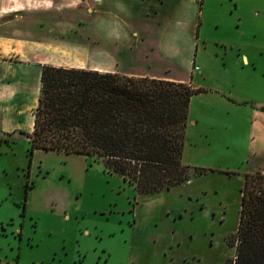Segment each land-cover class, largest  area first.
Masks as SVG:
<instances>
[{
  "label": "rangeland",
  "instance_id": "1",
  "mask_svg": "<svg viewBox=\"0 0 264 264\" xmlns=\"http://www.w3.org/2000/svg\"><path fill=\"white\" fill-rule=\"evenodd\" d=\"M180 1L181 24L195 14L200 21L194 53L204 88L190 103L184 161L221 172L195 177L183 192L145 195L94 155L74 153L66 163L52 150H32L28 138L0 136L1 262L226 264L234 257L227 241L239 225L245 173L264 166V111L255 109L264 105V0ZM163 54L173 72L186 51Z\"/></svg>",
  "mask_w": 264,
  "mask_h": 264
},
{
  "label": "trees",
  "instance_id": "2",
  "mask_svg": "<svg viewBox=\"0 0 264 264\" xmlns=\"http://www.w3.org/2000/svg\"><path fill=\"white\" fill-rule=\"evenodd\" d=\"M203 90L170 78L45 64L31 149L94 155L137 193H162L216 169L184 161L190 103ZM227 242L235 255L226 264H264V170L245 173L239 225Z\"/></svg>",
  "mask_w": 264,
  "mask_h": 264
},
{
  "label": "crops",
  "instance_id": "3",
  "mask_svg": "<svg viewBox=\"0 0 264 264\" xmlns=\"http://www.w3.org/2000/svg\"><path fill=\"white\" fill-rule=\"evenodd\" d=\"M186 10L180 0H0L1 139L20 136L30 141L45 64L118 70L202 87L198 81L202 66L194 53L200 21L195 14L191 25L186 21L182 25L181 13ZM182 47L183 64L167 70L172 63L163 52H179ZM244 55L249 64V55ZM262 106L255 109L264 111ZM52 151L66 163L76 153ZM210 167L216 169L208 173L219 171ZM260 169L264 166L256 170ZM193 179L161 192H183ZM185 196L188 206L192 200ZM181 210L174 212V219L182 216Z\"/></svg>",
  "mask_w": 264,
  "mask_h": 264
},
{
  "label": "built area",
  "instance_id": "4",
  "mask_svg": "<svg viewBox=\"0 0 264 264\" xmlns=\"http://www.w3.org/2000/svg\"><path fill=\"white\" fill-rule=\"evenodd\" d=\"M194 68L199 70L200 66L198 64H196V65H194Z\"/></svg>",
  "mask_w": 264,
  "mask_h": 264
}]
</instances>
